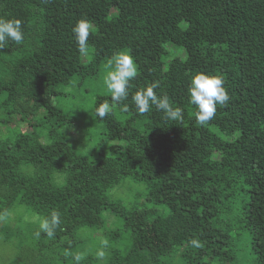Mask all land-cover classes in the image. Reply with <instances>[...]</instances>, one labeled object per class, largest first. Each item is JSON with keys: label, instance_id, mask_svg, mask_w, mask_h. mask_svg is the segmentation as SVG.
Listing matches in <instances>:
<instances>
[{"label": "trees", "instance_id": "16d2710c", "mask_svg": "<svg viewBox=\"0 0 264 264\" xmlns=\"http://www.w3.org/2000/svg\"><path fill=\"white\" fill-rule=\"evenodd\" d=\"M0 18L25 37L0 49V264H264V0H0ZM119 52L137 75L101 119ZM196 73L230 97L203 125ZM153 82L182 121L137 112L132 96Z\"/></svg>", "mask_w": 264, "mask_h": 264}, {"label": "clouds", "instance_id": "9594fccd", "mask_svg": "<svg viewBox=\"0 0 264 264\" xmlns=\"http://www.w3.org/2000/svg\"><path fill=\"white\" fill-rule=\"evenodd\" d=\"M91 29L92 24L87 19L76 21L72 28L78 50L84 55L88 53V38ZM24 38L22 21L19 19L0 18V49L4 48L9 40L20 45L23 43ZM109 69L103 79V84L111 94L112 104L110 105L108 101H104L96 108V116L101 119L110 114L115 104H119L128 98L130 81L136 77L138 66L130 53L119 52L114 56L113 61L110 62ZM224 83L222 77L205 73H196L191 78L188 88L189 103L196 106V120L201 125L214 118L217 105H224L229 101L230 97L227 89L224 87ZM158 87V83L153 82L151 85L136 91L132 96V100L137 112L143 115L151 111L152 107L155 106L164 113L166 119L182 121V109L173 107L166 95L158 96L155 91ZM124 110H127L126 105L124 106ZM59 224L60 213L53 211L50 219L45 218L42 220L40 228L51 237L54 235V230ZM105 244H107V241H105ZM192 244L199 246L196 240H193ZM80 259V255L75 257L76 261Z\"/></svg>", "mask_w": 264, "mask_h": 264}, {"label": "rangeland", "instance_id": "374dc122", "mask_svg": "<svg viewBox=\"0 0 264 264\" xmlns=\"http://www.w3.org/2000/svg\"><path fill=\"white\" fill-rule=\"evenodd\" d=\"M10 130V134H16V138L22 142L27 141V135H29L31 133V128L29 125L27 124H19L17 125H12V128L9 129ZM69 133V138L71 140V142L76 141V143H78V145H81V135L83 133H81V128L78 126H75L71 129ZM124 198L126 197V195H122ZM11 253V252H10ZM12 254V253H11Z\"/></svg>", "mask_w": 264, "mask_h": 264}]
</instances>
